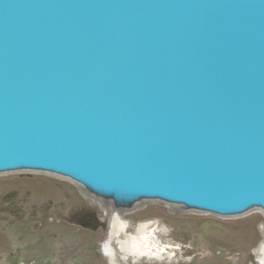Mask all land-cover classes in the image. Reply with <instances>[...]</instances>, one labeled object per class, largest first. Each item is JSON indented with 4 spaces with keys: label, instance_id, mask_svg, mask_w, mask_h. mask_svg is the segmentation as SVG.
<instances>
[{
    "label": "water",
    "instance_id": "95a60500",
    "mask_svg": "<svg viewBox=\"0 0 264 264\" xmlns=\"http://www.w3.org/2000/svg\"><path fill=\"white\" fill-rule=\"evenodd\" d=\"M12 172L109 203L107 241L133 262L190 253L157 219L132 228L146 201L264 214V0H0Z\"/></svg>",
    "mask_w": 264,
    "mask_h": 264
},
{
    "label": "rangeland",
    "instance_id": "374dc122",
    "mask_svg": "<svg viewBox=\"0 0 264 264\" xmlns=\"http://www.w3.org/2000/svg\"><path fill=\"white\" fill-rule=\"evenodd\" d=\"M111 210L109 203L64 178L41 172L0 174V264H110L102 247ZM124 215L133 226L157 219L169 230L163 239L182 243L190 253L171 262L129 259L117 264H261V211L223 218L146 201Z\"/></svg>",
    "mask_w": 264,
    "mask_h": 264
},
{
    "label": "bare ground",
    "instance_id": "6f19581e",
    "mask_svg": "<svg viewBox=\"0 0 264 264\" xmlns=\"http://www.w3.org/2000/svg\"><path fill=\"white\" fill-rule=\"evenodd\" d=\"M102 249H103V252H104L106 258L110 262V264H117L118 262H121V261L127 259L124 253H120L117 250V247L115 244H112L108 241H106L103 244ZM257 253L259 255V259L264 263V239L260 243V245L258 246Z\"/></svg>",
    "mask_w": 264,
    "mask_h": 264
},
{
    "label": "flooded vegetation",
    "instance_id": "af4514ba",
    "mask_svg": "<svg viewBox=\"0 0 264 264\" xmlns=\"http://www.w3.org/2000/svg\"><path fill=\"white\" fill-rule=\"evenodd\" d=\"M123 216L125 217V215L123 214ZM125 218H127V217H125ZM128 219V218H127ZM130 220V219H129ZM131 221V220H130ZM131 224H132V228L134 227L133 226V223L131 222ZM137 225V224H136ZM127 260H129V259H127ZM131 260V259H130ZM142 262L143 261H146V260H141ZM141 261H139V262H136V263H140ZM131 262H133L132 260H131ZM146 262H155V261H146Z\"/></svg>",
    "mask_w": 264,
    "mask_h": 264
}]
</instances>
